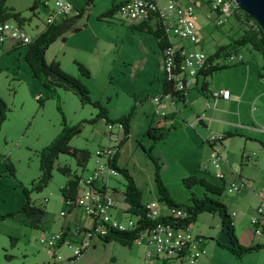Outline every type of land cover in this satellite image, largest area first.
<instances>
[{
  "label": "rangeland",
  "instance_id": "374dc122",
  "mask_svg": "<svg viewBox=\"0 0 264 264\" xmlns=\"http://www.w3.org/2000/svg\"><path fill=\"white\" fill-rule=\"evenodd\" d=\"M126 1L129 0H70L73 7L72 17L76 12L81 13L80 17L74 18L73 26V29L77 28L79 31H71L55 42L48 49L46 60L48 63L57 62L65 73L75 77H79L77 64L84 67L89 78H80L81 82L90 91L92 100L107 108L112 122L116 123L122 115H127L136 108L130 125L131 134L119 148L117 165L127 169L142 192L141 202L146 203L158 201L155 192V168L139 144L145 148L150 145L144 132L150 124L154 109L151 98L159 91L156 81L158 78L159 82L163 81V60L152 36L131 29L139 23L137 20L127 19L120 13L110 19L101 18L111 6H118ZM53 3L54 0H8L6 6L20 13L26 20L22 27L32 40L46 28V18L53 9ZM34 4L36 8L31 10ZM198 18L199 47L208 56L216 53L220 46L227 45L229 38L238 37L242 33L243 27L233 15L221 27L211 24L202 10H199ZM185 45L187 48L191 47L189 43ZM10 47L11 43L7 42L0 48V98L8 106L6 120L0 125V216L14 215L0 221V264H52L54 260L40 243L42 234L56 233L66 224L71 227L77 225L74 218L79 213L74 210L67 214L68 208L61 195V188L67 183V177L56 168L68 167L71 175L86 176L96 167V152L112 143L109 141L106 121L91 122L97 115L93 106L81 105L74 95L59 90V112L57 99L52 98L50 90L33 78L25 63L27 47H16L15 50H10ZM119 49L120 54L117 53ZM242 56L254 66L257 62L261 64V57L257 52L250 53L244 49ZM238 71L239 69L219 72L212 80H207L217 86L227 79L231 81ZM201 82L202 78L200 84ZM249 113L251 112L248 110L247 114L251 118L252 113ZM63 116L67 126L79 125L81 128V134L72 138L69 146L90 152V157L87 165L82 168L77 166L73 158L59 155L51 182L41 193L30 194L33 205L46 209L40 226L32 228L26 217L17 214L24 203L23 189L30 190L31 184L37 182L40 176L38 152L60 134ZM228 119L236 120V117ZM179 123L181 128L186 126L181 117ZM246 123L252 124L248 121ZM155 125L156 120L153 127ZM113 133L122 137L115 125ZM184 141V134L176 132L171 138L158 143L154 151V157L160 160V178L169 196L182 206L190 204L191 194L202 198L206 193L200 185H194L190 190L183 187V180L190 176H197L214 186L224 187L223 181L217 178L210 163L211 153L199 166L196 162L197 152L191 146V141ZM244 143L242 138L229 139L226 147L230 153L228 160L231 162V169L226 165H222V169L228 174L242 176L243 180L252 179L253 182H249L257 190H264V149L259 148L256 143ZM243 149L250 154L252 160L257 159L256 164L248 163L243 166L240 163ZM10 164L14 166L13 176L7 169ZM124 185L125 180L119 174L110 180L109 188L123 193ZM236 196L227 194L224 190L219 198L230 208V213H238L240 210L243 212L253 201L249 194L244 196L242 203ZM62 213H65V218ZM80 220L82 225L90 223L85 214H82ZM121 221L130 227V223L135 224L136 218L126 213ZM190 230V234L200 235L211 245L213 239L223 236L218 216L209 213L197 217ZM240 230L238 234L242 239L251 237L250 230ZM147 249L145 237L129 248L116 242L105 244L100 239H95L78 264H154L155 260L146 255ZM58 254L65 257L70 254V250L63 247Z\"/></svg>",
  "mask_w": 264,
  "mask_h": 264
},
{
  "label": "built area",
  "instance_id": "2783aa9c",
  "mask_svg": "<svg viewBox=\"0 0 264 264\" xmlns=\"http://www.w3.org/2000/svg\"><path fill=\"white\" fill-rule=\"evenodd\" d=\"M200 2L208 7V11L213 15L208 21L216 27H221L229 20L222 18V9L233 10L234 15L238 7L235 0H129L118 12L127 19L138 22L148 21L151 16L161 24L167 35H171L173 49L165 48L162 52L163 76L175 93L187 95L193 88L199 71L206 66L208 55L198 47L200 42L197 22ZM71 4L70 0H54L53 9L46 18V26L71 18L73 16ZM77 14L78 12L75 15ZM11 22L0 23V48L7 42L28 45L31 39L24 33L22 25L15 21ZM185 43L191 44L193 48H187ZM214 97L229 100L231 93L228 89H222ZM170 99L169 94L152 98L155 118L163 120L167 116L165 111ZM206 106L210 107V104L207 102ZM203 119L204 117H197L196 121L200 122ZM114 125L122 133L121 138L113 133ZM114 125L106 124L112 145L102 147L96 152V167L86 176H78L77 197L66 205L68 210L75 207L82 210V214L88 217L90 223L74 225L67 231L42 234L40 238V243L54 260L52 264H78L79 259L91 247L93 240L106 237L111 230L127 232L137 226L138 218L135 216V224L130 223L131 226L127 227L121 219L113 215L118 202H124L125 199L122 192L117 193L109 188L110 180L120 174L114 166V157L119 152L121 140H124L123 124ZM206 141L212 150L210 162L216 171L215 174L219 180L224 181L226 172L222 165H227V160L222 153L223 134L211 133ZM253 188L255 187L249 181L236 176L229 181L225 190L227 194L239 195ZM256 195L258 203L254 215L250 218V226L256 238L264 239V190H258ZM143 205L145 217L156 222L152 229L144 231L137 241L138 244L141 238L145 237L147 257L165 264H197L204 253L202 248L204 239L190 234L191 227L180 229L158 222L161 218L186 220L190 214L181 208H169L158 201H149ZM64 216L65 213H62V217ZM63 247L70 250V254L65 257L58 254Z\"/></svg>",
  "mask_w": 264,
  "mask_h": 264
},
{
  "label": "trees",
  "instance_id": "16d2710c",
  "mask_svg": "<svg viewBox=\"0 0 264 264\" xmlns=\"http://www.w3.org/2000/svg\"><path fill=\"white\" fill-rule=\"evenodd\" d=\"M8 0H0V23L15 21L20 25H24L26 20L22 18V15L18 12H15L13 9L7 8L6 2ZM127 1L118 6H111V8L102 15V19L113 18L116 13L119 12L120 8L123 7ZM36 8L35 4L32 6L31 10ZM81 13H78L74 17L69 19H63L55 25H47L42 33L37 37L31 40L28 45H21L19 47H27V52L25 54V63L29 66L30 72L33 75V78L38 80L45 89L50 90L51 97L57 99L58 102V111H60L59 99L57 93L59 90L71 93L74 95L80 102L81 105H90L93 106L97 111L95 119H92L91 122L97 123L100 120L106 121L107 124H123L124 129V140L120 143L121 146L126 142L130 137V125L134 116L136 108L134 107L127 115H122L117 122H112L108 117V111L100 102L92 100L90 96V91L88 88L81 82L80 78L88 79V71L77 64L79 77H75L65 73L61 69L60 65L57 62L48 63L46 60V52L48 48L52 47L55 42L63 38L65 34L69 32L79 31L77 28L73 29L74 18L80 17ZM236 20L242 25V33L235 38H229V43L227 45L220 46L216 53L207 57L206 66L199 71L197 78H202V89L207 87V79L211 78L214 74L226 69L231 68L235 65L243 63L242 53L243 50H247L250 53L257 52L261 57V66L258 69V77L260 79L264 78V32L258 23L248 16L241 8L238 6L235 9L234 15ZM153 17H149L148 21L139 22L137 25L131 27L134 31H140L141 33H146L153 35L156 40L157 46L160 49L161 55L165 48H168L170 45H173V42L170 41V35H167L165 29L153 20ZM15 50V49H13ZM163 94H169L172 98H178L179 100H185L184 93H175L173 88L169 83L163 81ZM7 104L2 98H0V125L2 122H5L6 115L8 112ZM65 118L63 116L62 130L60 134L54 138V140L44 147L40 152H38L39 158V171L40 176L37 182L31 184V189H23L24 194V203L17 214H21L26 217L32 226V228H37L42 223L46 209L37 207L32 204L30 201L31 193H41L43 189L51 182L53 176V170L55 168L56 161L60 154L67 155L73 158L78 167L84 168L89 160L90 152L84 150H78L69 146V142L72 138L79 136L81 134V128L79 125L67 126ZM173 118L166 116L162 121L147 127L144 132V137L147 138L150 142L148 148L141 147L145 156L152 162L155 171V192L158 198V202L166 204L169 208H181L182 210L187 211L190 216L186 220L181 219H166L161 218L158 222L170 224L172 227L187 229L194 225L197 217L203 213H209L211 215L218 216L220 225L225 235L229 240V244H219L225 250L229 251L239 260L243 259L244 256L262 248L260 246L244 247L240 244L238 238L235 235V227L232 221V215L228 212L227 207L219 199L226 186L217 187L211 183L197 178V176H190L187 179L183 180V187L187 190H190L194 185H200L204 190L205 194L202 198H199L195 194H191V202L189 205L182 206L178 205L171 199L168 194V191L163 184L160 178V171L162 170L160 160L154 157V151L157 147V144L165 141L170 134L178 128ZM235 135L232 134H223V143L227 138H231ZM120 152H118L114 157V166L117 168L119 173L125 180L124 185V202L128 206V214L138 218L137 226L134 230L127 232L121 231H109L106 237L101 238L100 240L109 244L112 242L119 243L122 247H131L134 244H137V241L140 235L147 230H151L153 225L156 223L152 222L150 219L145 217L146 212L144 210V205L141 202L142 192L137 188L135 181L128 173L127 169H122L117 165V159ZM13 165L7 166L8 172L13 176L14 169ZM57 171L61 172L62 175L67 177V183L61 188L62 200L65 205L68 202L75 200L78 194V176L76 174L71 175L68 167H57ZM211 196H216L213 198ZM14 214H9L7 216H0V221L11 217ZM155 264H165L159 263L158 260H155Z\"/></svg>",
  "mask_w": 264,
  "mask_h": 264
},
{
  "label": "crops",
  "instance_id": "0c3cea01",
  "mask_svg": "<svg viewBox=\"0 0 264 264\" xmlns=\"http://www.w3.org/2000/svg\"><path fill=\"white\" fill-rule=\"evenodd\" d=\"M207 8L208 7L205 4H202V2H200L198 12L199 10H202L205 14V17L209 20L212 14L208 11ZM141 34L153 37V35H149L146 33ZM17 46L19 45L11 43V47L9 49L12 50ZM191 48H193L192 45L189 49ZM117 53L120 54V49L117 51ZM159 53L161 55L160 49ZM242 59L243 63L220 71H235L239 69L238 73H236L237 75L231 81L227 79L220 85L215 86L214 83L211 84L210 81L206 80L207 87L204 90L202 89V83L204 81L200 84L199 77L196 79V82H194V86L188 92V95L185 97V100H179L178 98L171 97L170 101L167 102V107L165 111L167 116L173 118L174 122L179 125L178 128L173 131L167 139L171 138V136L176 134V132H182L184 134V142H187L189 139L191 141V146L197 152L196 162L199 166L202 162L207 159V157H209L210 153L212 157L211 147L206 141V139L211 135V133L235 135L231 138H227L224 143H222V153L225 159L227 160L226 166L228 169H231V162L230 160H228L230 153L227 151L226 147V143L229 142V139L242 138L243 140H245V143H256L258 144L259 148L264 149V78L260 79L258 77V69L260 68L261 64L257 62V65L254 66L252 63L247 62L244 56H242ZM214 75L211 77V80L213 79ZM159 81L160 79L158 78L156 82L159 91L157 92L156 96L153 97H157L163 94L164 76L163 81ZM222 89H228L230 91L231 98L229 100L216 99L214 97V95ZM207 102L210 104V107L206 106ZM248 110L252 113H249L251 114V118L247 114ZM153 111L151 112L150 124L148 126L153 125L155 120L156 123L162 121L154 117ZM180 117L181 119H183L184 124L186 125L184 128H181L182 125L179 123ZM197 117H204V119L198 122L196 121ZM229 117H236V120H229ZM247 121L250 123L252 122V124L246 125L249 124L246 123ZM254 123L257 124L254 125ZM251 158L252 157L250 156V154L246 153L245 149H243V154L241 155L240 163L243 166L247 165L248 163L256 164L257 159L252 160ZM225 174L226 178L223 183L226 186L228 185L229 181L236 177V174L232 175L228 174L227 172ZM237 177L242 176L237 175ZM245 180L251 181L252 179L247 178ZM257 191L258 190L255 187L253 188V190H247L243 194H239L236 196V198H239V201L241 203L243 201L244 196L246 197L247 194H249L253 198L252 203H250L249 207L246 208L243 212L240 210V212L238 213H236L235 211L230 213V208H228L227 206L226 207L233 217L232 221L235 227V235L238 238L240 244L244 247L260 246L262 248H259L256 251L253 250L252 252L244 256L243 259L239 260L233 254H231L229 251L225 250V248L219 245L229 244V240L225 235L224 231L222 230L224 233H222L223 236L221 238L216 237L215 239H213L214 241L212 242V245L210 243H207L206 240L202 237L204 239V244L202 247L204 253L197 264H264V239L256 238L252 234L253 231L250 226V218L254 215L255 207L258 203L256 195ZM74 210L79 211V213L76 214L74 220L76 221L77 225H82V222L80 220L82 218V210L75 207L71 210H68L69 212L67 214L73 213ZM127 210L128 206L125 204V202L120 201L118 202L117 209L116 211H114L113 215L116 216L118 219H121L122 216L127 213ZM63 218H65V216ZM244 220L246 222H244ZM69 228H72L71 225L66 224L61 226L58 231H67ZM239 230H250L251 237H249L248 239H242V237H240V234H238Z\"/></svg>",
  "mask_w": 264,
  "mask_h": 264
},
{
  "label": "water",
  "instance_id": "95a60500",
  "mask_svg": "<svg viewBox=\"0 0 264 264\" xmlns=\"http://www.w3.org/2000/svg\"><path fill=\"white\" fill-rule=\"evenodd\" d=\"M248 16L253 18L264 32V0H235Z\"/></svg>",
  "mask_w": 264,
  "mask_h": 264
},
{
  "label": "bare ground",
  "instance_id": "6f19581e",
  "mask_svg": "<svg viewBox=\"0 0 264 264\" xmlns=\"http://www.w3.org/2000/svg\"><path fill=\"white\" fill-rule=\"evenodd\" d=\"M232 15H233V10H231V9H222V18H230V17H232ZM168 48L173 49V45H170Z\"/></svg>",
  "mask_w": 264,
  "mask_h": 264
}]
</instances>
